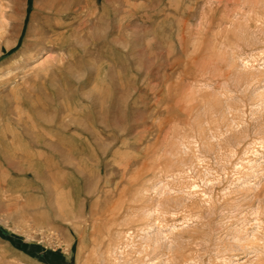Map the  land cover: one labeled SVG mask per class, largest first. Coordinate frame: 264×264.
Masks as SVG:
<instances>
[{
	"label": "rangeland",
	"instance_id": "obj_1",
	"mask_svg": "<svg viewBox=\"0 0 264 264\" xmlns=\"http://www.w3.org/2000/svg\"><path fill=\"white\" fill-rule=\"evenodd\" d=\"M62 1L0 0V264H264V0Z\"/></svg>",
	"mask_w": 264,
	"mask_h": 264
},
{
	"label": "bare ground",
	"instance_id": "obj_2",
	"mask_svg": "<svg viewBox=\"0 0 264 264\" xmlns=\"http://www.w3.org/2000/svg\"><path fill=\"white\" fill-rule=\"evenodd\" d=\"M124 1V0H123ZM44 2H45V4H44ZM44 2H43V4L45 5L44 6V8H46V15L48 16V17H50V18H54V19H57V18H60V16L62 15V14H64L67 10H68V8L69 7H67V6H63V7H61V8H58L57 6H58V4H59V2H62V3H64V1H62V0H54V1H52V3H49L48 1L46 2L45 0H44ZM93 2V0H87V3H88V5H91V3ZM14 0H9V7H10V9H11V12L13 11V5H14ZM104 3V2H103ZM114 3V2H113ZM65 5H70V4H68V3H64ZM0 7H2V5L0 6ZM43 8V7H42ZM45 10V9H44ZM36 11H38V10H36ZM70 11V10H69ZM71 12H73V11H71ZM72 13H70V15H71ZM1 15H2V13H1ZM4 15V14H3ZM6 15V14H5ZM11 14H9L8 13V17H10L11 18V16H10ZM44 15V14H43ZM66 15V14H65ZM13 16H14V14H13ZM42 16V15H41ZM44 17V16H43ZM31 18H32V16H31ZM36 18V17H35ZM65 18V17H64ZM70 18V17H69ZM4 19V18H3ZM13 19V18H12ZM37 19H38V17H37ZM32 20V19H31ZM30 20V21H31ZM51 20V19H50ZM6 20H4V22H5ZM37 21V20H36ZM3 22V23H4ZM38 22V21H37ZM58 22H60V21H58ZM8 23V22H7ZM5 25H6V23H5ZM69 26V25H68ZM41 27V26H40ZM37 28V27H36ZM39 28V27H38ZM23 29V28H22ZM35 29V28H34ZM42 29H44V28H42ZM57 30V26H53L52 28H50V29H48V31H50L51 33H55V31ZM36 32V31H35ZM43 32V31H42ZM41 32V33H42ZM50 34V33H49ZM45 35V34H44ZM55 35V34H54ZM64 35V34H63ZM42 37V35L40 36V38ZM31 39V38H30ZM43 39V38H42ZM51 39V38H50ZM55 39V38H54ZM46 40V39H45ZM18 41V40H17ZM36 41V40H35ZM38 41V40H37ZM36 41V44L39 42H37ZM52 41V40H51ZM50 42V41H49ZM53 42V41H52ZM55 42V41H54ZM41 43V42H40ZM27 44V43H26ZM38 45V44H37ZM55 45V44H54ZM41 46V45H40ZM45 46V45H44ZM53 46V45H52ZM8 47V46H7ZM7 47H5L6 49H8ZM54 47V46H53ZM2 50V49H1ZM39 52V51H38ZM53 65V64H52ZM97 115V114H96ZM122 128V127H121ZM91 139V138H90ZM106 139V138H105ZM3 155V154H2ZM1 156V155H0Z\"/></svg>",
	"mask_w": 264,
	"mask_h": 264
}]
</instances>
